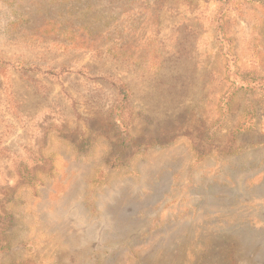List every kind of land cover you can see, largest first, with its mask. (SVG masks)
I'll list each match as a JSON object with an SVG mask.
<instances>
[{
  "label": "rangeland",
  "instance_id": "1",
  "mask_svg": "<svg viewBox=\"0 0 264 264\" xmlns=\"http://www.w3.org/2000/svg\"><path fill=\"white\" fill-rule=\"evenodd\" d=\"M0 264H264V0H0Z\"/></svg>",
  "mask_w": 264,
  "mask_h": 264
}]
</instances>
